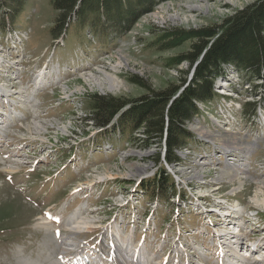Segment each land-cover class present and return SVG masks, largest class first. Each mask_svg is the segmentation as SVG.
<instances>
[{
  "label": "rangeland",
  "instance_id": "1",
  "mask_svg": "<svg viewBox=\"0 0 264 264\" xmlns=\"http://www.w3.org/2000/svg\"><path fill=\"white\" fill-rule=\"evenodd\" d=\"M254 1H160L151 11L140 16L120 38L107 44L87 34L85 28L82 30L74 25L68 28L66 35L53 39L50 28L58 11L52 7L51 0H28L13 19L6 13L5 26L11 25L18 32L21 44L30 51L20 49L22 55L17 60L0 56V88L9 95L10 102L14 105L21 103L24 108L21 122L7 124L8 138H14L17 144V134L41 136L42 140L57 139L58 143L50 156L44 154L37 141L32 143L24 151L28 152L30 166L26 162L23 169L17 168L18 171L9 176L10 180L5 178L9 172L0 171V264H61L56 262V254L70 255L74 249L87 248L89 242L95 244V253L97 249L102 250L106 264H110L109 255L112 253H117L113 264H130L126 260L129 256L124 254L134 249L142 251L144 262L149 258L153 264H158L160 256L167 254L170 257L180 255L186 261L179 250L191 253L189 259L194 264H217L215 258L211 259L213 262L207 260L212 256L211 249L207 250L203 241L206 236L207 241H215L213 231L223 227L231 230L235 223H241L243 248L248 237L251 243L260 241L264 244V206H252L250 200L260 184L257 182L264 180V69L261 70V77L251 80L245 74L237 73L233 64L223 66V75L216 81V92L220 95L210 103H201L203 115L195 122H188L187 128L195 139L189 142L187 149L179 152L182 158L179 164L169 165L162 161L157 165L152 157L157 152L163 155L164 148L157 144L140 147L144 137L141 131L129 134L124 128L121 137L117 131L107 135L78 117L89 112L84 103L89 93L125 98L144 95L147 90L130 81L134 75L155 90L178 84L180 70H185L187 65L182 63L170 67L168 59L188 50L190 42L160 50L151 42L161 30L171 27L193 29L218 23ZM204 2L207 10L188 6ZM190 16L193 20L189 19ZM53 48L56 53L51 64L59 62L62 75L60 83L52 86V91L51 88L36 91L29 80L21 84L15 79L35 73L39 68L37 65L48 56L43 54L44 50L52 51ZM5 49L0 45V54ZM191 72L187 75L188 79ZM107 75L116 78L117 86L112 90H108L110 83ZM41 86L45 88L47 83ZM23 90L24 99L20 97ZM64 97L70 101L53 109L58 99ZM71 105L79 106L68 113ZM0 110H4L3 106ZM34 123H40L37 130ZM29 126L32 130L27 129ZM201 130L207 133L203 135ZM37 131L45 137L37 135ZM80 131L84 137L96 138L98 142L107 137L114 147H108L105 152L98 150L96 143L89 146H85L87 143L80 144L78 147V138L75 139L74 135ZM229 131L246 144L252 143L254 138H261L243 160L242 166L257 182L249 181L247 189L237 192H232V183L215 179L220 172H230L233 166L239 164L235 160L239 157H234L236 151L223 149L206 136H223ZM74 148L75 157L69 160V152ZM17 150L15 145L5 146L3 153L10 157L2 160L0 170L11 159L17 158L14 155ZM202 162L205 166L194 170ZM160 170L167 173L166 177L169 183L175 185L176 191L177 187L181 189V197L189 195L185 199L186 205L174 198H166L164 194L154 198H151L154 194H149L147 197L143 190H138L136 185L140 179L153 178ZM193 195L197 202L231 214L227 219L219 220L220 216L214 215L215 210L207 209L204 213L191 204L189 199ZM235 202H238L236 206ZM46 211L52 214V218L47 219L50 221L48 227L41 225ZM255 212V217L249 215ZM212 216L211 221L204 222ZM74 217L79 218L76 221L85 219L87 224H80L83 228L71 234L68 227L74 225L75 221L70 223ZM203 229L207 231L206 236L199 232ZM54 231H60L59 236ZM140 232H146L141 246L137 242ZM111 241L123 254L107 246ZM261 249L256 254L264 255L263 245ZM232 258L238 260V264H247L254 259L252 256L246 263L241 258Z\"/></svg>",
  "mask_w": 264,
  "mask_h": 264
},
{
  "label": "trees",
  "instance_id": "2",
  "mask_svg": "<svg viewBox=\"0 0 264 264\" xmlns=\"http://www.w3.org/2000/svg\"><path fill=\"white\" fill-rule=\"evenodd\" d=\"M26 1L0 0V26L5 25L6 13L11 19L20 14ZM160 1L166 0H51L58 14L50 35L58 39L74 25L85 28L87 34L100 42L111 43ZM186 41L190 42L189 49L168 59L170 67L187 65L185 70H180L178 84L155 90L134 75L130 81L145 88L144 95L125 98L89 93L84 102L89 112L80 120L90 122L97 130L102 128L107 135L116 130L121 137L124 128L129 134L141 131L144 137L140 147L157 144L164 148L163 155L157 152L152 157L157 165L162 161L179 164L182 161L179 152L195 139L187 128L188 122H195L203 115L201 103H210L220 95L216 92V81L223 75V66L231 63L237 73L251 80L264 69V0H255L218 23L193 29H163L151 43L166 50ZM166 175L160 170L157 176L142 179L138 189L147 197L154 194L151 198L158 194L175 198V185L169 183Z\"/></svg>",
  "mask_w": 264,
  "mask_h": 264
},
{
  "label": "bare ground",
  "instance_id": "3",
  "mask_svg": "<svg viewBox=\"0 0 264 264\" xmlns=\"http://www.w3.org/2000/svg\"><path fill=\"white\" fill-rule=\"evenodd\" d=\"M188 6L190 8H196V9H199V10H204V9L207 10L208 9L206 2L200 3V4H190ZM176 17L178 18V16H176ZM189 19L193 20V16H190ZM184 20L187 21L188 18L185 17ZM0 56L1 57H3V56L6 57L5 54H0ZM5 59H9V57L7 56V58H5ZM106 77H107V80L110 83V85L108 87V90H112L114 87L117 86L115 84L116 78H114L111 75H107ZM35 83L37 84V83H39V81H37ZM31 91H33V90H31ZM26 95H27V92H26ZM26 95H25V97H26ZM12 113H14L13 114L14 116H20L19 115L20 113H19V111H17V109H13ZM11 116L12 115H9V113H6V114H4V117L2 116L1 118H4L7 122H10L11 120H13V118ZM38 124H40V123H37V125ZM6 125L7 124L5 123L4 120H3V123H0V132H3L4 126H6ZM37 125H36V123H34L35 130L38 129ZM27 129L28 130H32L31 126H29ZM201 132L203 133V135H205L204 133H207V132H205V130H201ZM37 133H39V131H37ZM232 133L233 132L229 131V132H227V134L224 133L223 136L219 135V134H217V135L216 134H214V135L206 134V136H208L209 140H211L210 142L218 143L221 148L224 147L223 149H226V150L227 149L228 150L232 149V150L236 151L237 154L234 153L235 154L234 157H239L238 158L239 160L237 158L235 159L236 161H238L239 164L233 166L232 169L230 170V172H223V171L220 172V175H218L215 179L216 180H222L223 182H230V184L232 183L231 184L232 192H235V191L237 192V190H243V189L245 190V189H247V187H248L247 183L249 181L257 182V180H255L254 177H251L250 175L247 174V172L245 171L244 167H242V166H244V164H243L244 161L243 160H245L246 156H248V154L251 152V150L256 147V145H257L256 142H258V140L261 139V138H259V137L254 138V141L252 143L246 144L243 141H242L243 142L242 143L240 141L241 139L239 140L238 138L233 137ZM231 155H233V154H231ZM204 166H205V162L204 163L202 162L200 164H197V167H194V170L197 169L198 167L202 168ZM2 169L4 171H6V172H9V173H14L16 171L15 168L11 167V166H4ZM258 183H260V184H258ZM257 184L258 185H257L256 191H255V194L252 197H250L251 205L252 206L255 205V206L262 207V206H264V180L258 181ZM237 203L238 202H235L234 205L236 206ZM219 213H220V217L217 218L219 220H221V219L225 220L231 214V213H228V211L224 210V209L220 210ZM77 218L78 217H74L73 218L74 220H72L70 222V223H72L73 221H75L74 225H70L69 224L70 226L68 227V230L70 231L71 234L78 233L80 231V229L83 228V227H80V224H83V225L87 224V221H85V219H81L80 218V220L76 221ZM237 224L238 223H235L236 226L233 225L232 226L233 229H231V230H235L236 231L237 229H241V227H240L241 223L239 225H237ZM41 225H44V226L48 227V224H46L45 222H42ZM234 227H236V228L234 229ZM85 228L87 230H89L87 226ZM231 230H226V228H225L224 233H226V234L224 235V237H219L220 239L224 240V241H221V242H224L226 244L229 243L228 247L231 248L230 249L231 253H229V255H233L235 257H239L242 260H245V262L248 260L247 259L248 257L253 256L254 259L249 261L248 263L246 262L247 264H258L260 262H264V255H262L261 253L260 254H256V252H251L247 248L244 251H242L243 247H241V245L239 244L240 243L239 239L242 237L243 232L239 230V232H237L235 235L232 234L231 236H229L230 234H227V233H232ZM216 232H217V230H216ZM217 234H218V232H217ZM218 236H219V234H218ZM232 238H233V240H232ZM50 240H52V239H50ZM50 240H48V241H50ZM231 242H233V243H231ZM254 246L255 245H251V247H254ZM117 250H118V246H117ZM139 252H140V249H138L137 252H134V250H133V252H131V256H130L131 264H142L141 260H140L141 257L139 255ZM141 252H140V254H141ZM257 253H259V252H257ZM254 254H256V255L254 256ZM50 264H52V263L50 262ZM144 264H146V263H144ZM227 264H238V263H236L234 258L231 257V259L227 260Z\"/></svg>",
  "mask_w": 264,
  "mask_h": 264
},
{
  "label": "built area",
  "instance_id": "4",
  "mask_svg": "<svg viewBox=\"0 0 264 264\" xmlns=\"http://www.w3.org/2000/svg\"><path fill=\"white\" fill-rule=\"evenodd\" d=\"M22 41L18 35V32H16L13 28L9 27V26H6V28L4 30L0 29V45L3 46V48L5 47L6 49L1 52V54H5L6 56L9 57V60H12V59H19L22 55V51H20V49L22 50H25V47L24 45L21 44ZM23 53L25 54V52L23 51ZM54 71V67L52 65L50 66H42V68L38 71V74H36V80H39L40 78H43V77H46L47 74H50ZM11 74L9 76V78L11 79ZM20 77H15V79L19 80V82L21 83L20 81ZM49 89V88H48ZM53 88L50 89V91H52ZM23 93V91L21 92ZM22 95L24 94H20V96L22 97ZM18 97V96H17ZM66 100H70L69 98L66 99L65 97L62 98V99H58V101L56 102V106L60 105L62 101H66ZM12 102H10V99H9V95L8 94H5L2 90V88H0V106L2 107V104H5L6 106H8L9 104L11 105ZM72 106V105H71ZM76 106H79V105H73L71 110L68 112V113H72L74 112V109H76L77 107ZM7 110H0V113H4L6 114ZM85 114H87V112H85L83 115L81 116H78L79 119L81 117H83ZM1 117V116H0ZM257 120L259 122H263L262 119H258ZM37 135L39 134L42 135V133H36ZM45 137V135H42ZM37 138H39L42 142H44L46 144V146L48 147L47 148V153H53L55 151V149H57V143H58V140L57 139H49V138H46V140H42L41 139V136L38 137L36 136ZM75 139H77L76 141V145L78 143H80L81 141L83 140H88L89 139V136H85L84 137V134L80 131V132H76L75 135H74ZM109 144H103L100 149L102 151H107L108 149Z\"/></svg>",
  "mask_w": 264,
  "mask_h": 264
}]
</instances>
